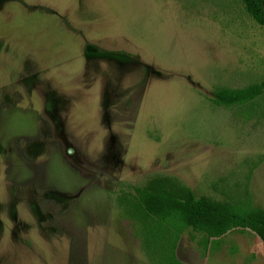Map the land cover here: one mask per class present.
I'll return each mask as SVG.
<instances>
[{
    "label": "rangeland",
    "instance_id": "rangeland-1",
    "mask_svg": "<svg viewBox=\"0 0 264 264\" xmlns=\"http://www.w3.org/2000/svg\"><path fill=\"white\" fill-rule=\"evenodd\" d=\"M263 79L241 0H0V264H159L174 232L128 206L154 183L264 210V94L213 102ZM205 238L178 261L264 264L253 231Z\"/></svg>",
    "mask_w": 264,
    "mask_h": 264
},
{
    "label": "trees",
    "instance_id": "trees-1",
    "mask_svg": "<svg viewBox=\"0 0 264 264\" xmlns=\"http://www.w3.org/2000/svg\"><path fill=\"white\" fill-rule=\"evenodd\" d=\"M246 12L264 27V0H241ZM213 102L218 106L233 107L253 103L264 94V79L242 88L218 87ZM128 199L135 222L146 227L153 222L152 234L166 224L174 232L169 244L170 254H162L159 264H185L178 261L174 249L179 235L188 228L204 233V244L235 230L253 231L264 246V210L247 205L234 206L208 198L196 199L191 191H177L164 182L135 188ZM133 223V222H132ZM134 224V223H133ZM138 224V223H137ZM173 230V231H172ZM149 247L148 244H145ZM162 249L160 246L157 251Z\"/></svg>",
    "mask_w": 264,
    "mask_h": 264
}]
</instances>
